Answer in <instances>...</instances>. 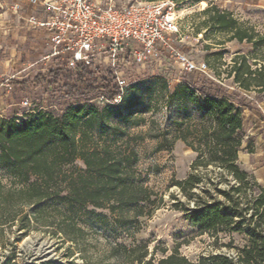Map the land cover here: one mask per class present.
<instances>
[{
    "label": "trees",
    "instance_id": "obj_1",
    "mask_svg": "<svg viewBox=\"0 0 264 264\" xmlns=\"http://www.w3.org/2000/svg\"><path fill=\"white\" fill-rule=\"evenodd\" d=\"M202 13L206 28L226 33L228 41L254 48L264 42L263 36L255 39L254 33L228 11L207 6ZM227 77L239 88L259 93L264 100V60L236 54ZM39 79L51 95L58 94L65 103L55 112L34 109L0 117V248L7 242V233L27 231L35 225L50 228L62 243L74 245L81 255L85 234L81 223H87L83 216L95 213L94 209H106L115 222L124 224L128 212L137 219L145 214L146 207L152 206L146 211L151 214L163 199L145 184L134 167L138 159L135 150H121L94 137L100 115L90 100L98 95L111 100L118 94L109 71L90 72L87 66L78 64L73 71L61 67L48 70L35 77L37 83ZM10 83L23 90L30 85L27 81ZM179 90L198 104L203 122L193 129L186 127L178 136L195 153L193 172L174 184L185 198V204L178 209L200 234L210 233L215 244L219 232L242 233L245 242L236 246L230 239L225 246L234 253L210 252L194 261L177 247L170 253L162 249L157 257V246L150 252L145 244L127 247L115 243L109 244L103 255L110 261L90 262L81 255L85 263L264 264V185L238 163L245 134L242 105L217 91L208 79L192 87L179 85L172 95ZM110 106L113 105H106ZM114 130L124 133L118 127ZM210 166L220 170L219 177L207 179L208 189L200 188V171ZM222 182H226V188L219 187ZM246 225L251 229L245 230ZM68 252L72 254L74 250ZM17 256L13 251L0 258V264H12Z\"/></svg>",
    "mask_w": 264,
    "mask_h": 264
},
{
    "label": "rangeland",
    "instance_id": "obj_2",
    "mask_svg": "<svg viewBox=\"0 0 264 264\" xmlns=\"http://www.w3.org/2000/svg\"><path fill=\"white\" fill-rule=\"evenodd\" d=\"M96 1L101 5L109 2L125 5L137 0ZM170 1L174 4L177 31L169 46L159 49L154 62L131 69L129 78L133 82L119 104L106 107L96 103L94 97L90 100L100 115L95 123V139L99 136L101 141L112 143L121 150H135L138 159L134 167L144 177L145 184L163 200L151 214L146 211L152 206L146 207L145 214L137 219L128 212L124 224L115 222L106 209H94L95 213L83 216L87 223H81L85 232L81 255L90 262L110 261L103 255L108 245L115 243L127 247L145 244L150 252L157 246V257L161 256L162 249L170 253L177 247L182 255L194 261L210 252L234 253L232 248L225 246L230 239L236 246L245 242L242 233L219 232L215 244L210 233L200 234L178 209L185 204V198L174 184L193 172L191 165L195 157L178 136L186 127L193 129L203 122L198 104L190 100L187 92L179 90L176 96L172 95L179 85L192 87L199 80L208 79L217 91L230 95L242 105L245 134L238 152V163L264 185V100L259 93L243 90L227 77L236 54L244 53L256 57V61L264 60V42L254 48L247 43L228 41L226 33L214 32L202 23L205 18L202 11L207 6H216L231 13L242 26L254 33L255 39L264 38V0ZM15 4L19 8L13 10ZM38 7L28 0H0V117L21 115L41 107L55 112L65 103L58 94L51 95L41 79L38 83L35 81V77L43 75L45 64L38 61L39 52L32 45L39 44L45 32L28 26L24 18L39 15ZM177 54L184 55L196 68L186 70ZM201 63L206 64L204 72L197 69ZM11 81H27L30 85L23 90L12 85ZM115 127L124 133L119 134ZM76 164L81 166L79 161ZM219 172L211 166L201 170L203 183L200 188L208 189L207 179L219 177ZM2 175L0 169V177ZM219 187L226 188V182ZM244 229L250 230L251 225ZM6 239V244L0 248V258L16 251L18 256L12 264H47L48 261L53 264H87L74 245L62 243L50 228L34 225L27 231L7 233ZM69 249L74 252L70 254Z\"/></svg>",
    "mask_w": 264,
    "mask_h": 264
},
{
    "label": "built area",
    "instance_id": "obj_3",
    "mask_svg": "<svg viewBox=\"0 0 264 264\" xmlns=\"http://www.w3.org/2000/svg\"><path fill=\"white\" fill-rule=\"evenodd\" d=\"M28 1L42 9L41 15L27 16L25 21L45 32L43 53L38 59L45 64L43 74L56 67L73 71L78 64L87 66L90 72L109 71L118 94L111 100L96 96L93 100L99 104H119L133 82L129 78L131 69L154 62L159 49L168 47L177 31L170 0H137L125 5H101L96 0ZM17 8L15 4L13 10ZM176 56L186 70L196 68L184 55ZM197 69L206 71V64L201 63Z\"/></svg>",
    "mask_w": 264,
    "mask_h": 264
},
{
    "label": "crops",
    "instance_id": "obj_4",
    "mask_svg": "<svg viewBox=\"0 0 264 264\" xmlns=\"http://www.w3.org/2000/svg\"><path fill=\"white\" fill-rule=\"evenodd\" d=\"M38 8H39L38 12H39V11L42 12L41 7H38ZM39 15H41V13H39ZM39 15H37V16H39ZM25 18H26V17H25ZM25 18H24V19H25ZM41 34H42V33H41ZM42 35H43V34H42ZM44 36H45V35H43L42 38L39 39V44H33V45H32V46H34V50H35V48H36V50L39 52L38 59H39V57H40V56L42 55V53H43V49H42V41H43Z\"/></svg>",
    "mask_w": 264,
    "mask_h": 264
}]
</instances>
